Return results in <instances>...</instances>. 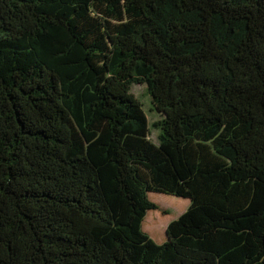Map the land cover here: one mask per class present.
Masks as SVG:
<instances>
[{"label": "trees", "instance_id": "obj_1", "mask_svg": "<svg viewBox=\"0 0 264 264\" xmlns=\"http://www.w3.org/2000/svg\"><path fill=\"white\" fill-rule=\"evenodd\" d=\"M0 264H264V0H0Z\"/></svg>", "mask_w": 264, "mask_h": 264}, {"label": "rangeland", "instance_id": "obj_2", "mask_svg": "<svg viewBox=\"0 0 264 264\" xmlns=\"http://www.w3.org/2000/svg\"><path fill=\"white\" fill-rule=\"evenodd\" d=\"M132 93L144 108L143 110L151 123L150 137L152 141L157 144L160 129L154 125L161 120V114L156 111L146 85L140 83L134 84L132 87ZM152 200L159 204L160 207L167 209L169 212L168 215L162 213H151L147 219V225L161 231V233L165 231L166 227H168L171 219L173 220L179 217L188 208V201L183 200V198L167 196V194H154L152 195Z\"/></svg>", "mask_w": 264, "mask_h": 264}]
</instances>
